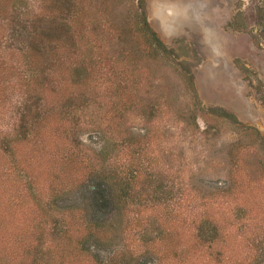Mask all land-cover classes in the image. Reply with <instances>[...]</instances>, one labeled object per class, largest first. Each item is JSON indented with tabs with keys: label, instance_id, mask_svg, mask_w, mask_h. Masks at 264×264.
Masks as SVG:
<instances>
[{
	"label": "rangeland",
	"instance_id": "rangeland-1",
	"mask_svg": "<svg viewBox=\"0 0 264 264\" xmlns=\"http://www.w3.org/2000/svg\"><path fill=\"white\" fill-rule=\"evenodd\" d=\"M39 1L42 9H35L33 17L42 18L43 22L36 25V31L30 29L34 36H45L42 28H47L48 35H59L67 44L68 36L76 34L69 31V16L63 9L72 4L80 18H90L84 25L85 35L94 43H89V50L108 60L104 62L98 55L96 64L89 67L90 59L83 52L86 48L80 47L79 51L76 47L68 55L64 52L59 63L45 68V84H54L52 76L62 72L64 87L71 85L66 94H71L74 102L87 112L76 133L81 143V161L75 171L65 174L55 168L54 144L49 146L47 138L32 145L37 144V149L43 151L33 157L25 172L35 183L43 205L55 215L52 221L34 217V204L24 196V182L17 179L11 168L7 169L9 158L0 151V264H30L33 256L23 257L24 252L37 246L36 251L44 256L48 248L57 249L62 232L69 226L74 241L84 240L88 247L100 252L101 258L107 260L114 251L132 248L135 261L143 260L140 264H153L152 251L163 254L159 236L169 234L166 242L176 245L177 255L161 263L191 264L182 260L189 261L185 256L191 248L194 250L192 231L201 214L211 213L217 223L230 221L236 225L234 203L240 202L242 208L247 197L253 201L264 199V178L259 176L264 174V144L263 140L252 141L230 124L218 125L217 134L204 138L206 125L202 119L189 120L192 93L172 69L182 75L183 68L188 70L202 108L222 109L234 115L241 125L264 130V0H57V4L56 0ZM135 12L146 19L150 30L174 56L170 65L147 55L138 62L134 60V51L120 42V32H133ZM47 18L49 22L51 19V29ZM73 68L80 69L81 81L71 80ZM86 75L89 79H85ZM115 90L123 91L132 100L121 118H116L119 126L109 129L108 122L115 115ZM36 106L34 111L43 118L46 110ZM6 118L0 120L1 125L8 123ZM9 130L5 126L3 132ZM94 134L100 136L99 144L93 143ZM114 141L118 142L115 148L111 145ZM235 150H240L241 162L249 161L253 175L250 178L247 169V173L243 171L235 177L239 200L218 195L209 200L206 192L213 187L233 183L227 156ZM96 151L103 152V157L95 169H104L114 182L123 176L131 177V172L138 170V179L128 190L131 198L125 204L118 202L109 214L97 212L89 192L95 184L86 157ZM149 175H154L155 181ZM59 180L65 185L58 186ZM19 199L26 200V208H18ZM52 201L56 203L50 208ZM54 209L69 213L64 218L55 214ZM90 224H100L107 232L102 233L103 237L88 235ZM249 225L253 223L250 221ZM40 228L44 229L45 239L39 244L34 237ZM247 237L229 242L235 246L227 252L246 244ZM219 242L215 249H209V256L201 264H227L225 253L215 254L216 250L224 252ZM255 252L244 251L240 264H257L252 256ZM36 254L35 264H44ZM219 260L221 263H217ZM92 261L82 256L72 264H94Z\"/></svg>",
	"mask_w": 264,
	"mask_h": 264
},
{
	"label": "trees",
	"instance_id": "trees-1",
	"mask_svg": "<svg viewBox=\"0 0 264 264\" xmlns=\"http://www.w3.org/2000/svg\"><path fill=\"white\" fill-rule=\"evenodd\" d=\"M35 1L39 3H35L34 0H0V120L6 116L7 120L9 118L7 124L4 123L1 125L3 120L0 122V151L4 152L9 158V163L6 165L7 169L11 168L17 176V179L24 182V196H26V198L29 197L32 204H34V217H39L41 221L46 219L52 221L55 215L50 214L48 209L43 205V201L37 191L35 183L25 172L30 166L33 157L35 158L43 151L42 149H37V144L35 146L32 145L36 142L39 144L42 142L43 138H47L48 143H50L49 146L54 144V154L57 159L54 164L55 168L57 170H62L65 174L75 171L74 168H76L81 161V143L77 140L76 133L77 129L83 126L81 119L83 115H87V112H85L83 108L81 109V106L77 104L76 100L74 102V98L71 94H66V90H70L71 85L64 87L65 83L63 82L62 72H58L55 77L48 73L52 76L54 84H45L44 80L47 79V74H45L47 69L46 66L50 64V69L52 63H59L62 60L64 52H67L65 55H68V51L70 53L76 47L79 51L80 49L82 50L80 47L86 48L83 52L88 55L90 59L89 67L96 64L95 60L100 54L91 52L92 49L90 48L91 50H89L88 48L90 42L94 45L92 40L89 42L90 37L85 35L87 29L84 25L86 24L87 26L90 18H80L78 11L72 4H66L65 9H63L64 13L69 16V31L76 34L75 36H68L66 39L67 44L59 35L56 36L52 33L48 35L47 32L50 30L47 28H42L45 36H34L32 32L36 31V25L43 22L42 18L33 17V15H35V9H39V11L42 9L41 2L39 0ZM57 3L58 1L56 0L55 4ZM56 9L57 8H54V10ZM134 20L133 32L124 29L123 33L120 32L119 34L120 36L118 38L124 45V48L133 50L135 53L134 60L138 62H141V60L144 59V55H147L150 56V58H154V61H159L164 65H170L174 60V56H172L170 50L167 49L159 38L150 30L146 19L142 15L137 14ZM51 23V19L50 22L48 19L47 26H49L50 29ZM47 26L44 25V27ZM100 56H102L104 62L108 60L105 55ZM130 56L133 57V54ZM172 70L180 74V77L185 80L184 85L186 89L192 93L191 98L193 99L191 102L189 120L194 122L198 118L202 119L206 125V130L203 132L204 138L217 134L219 130L218 125L224 127V125L230 124L233 128L236 126L240 128L243 135L247 138H251L252 141L263 140L264 144V138L261 137V134L256 129L241 125L231 113H227L222 109L202 108L196 100L192 77L188 73V70L183 68L184 75H182V72H178L175 69ZM71 74L72 81H81L80 69L73 68ZM88 77L89 75H86L85 79H89ZM258 91L259 89L256 90V93H259ZM114 98L115 115L110 119V122H108L109 129H115L119 126L116 118H121V115L127 111L132 100H130V96L121 90H115ZM7 103L8 105L5 107ZM40 105L43 106L47 112L43 118H40L38 112H35L36 110L34 111L35 106L38 108ZM86 105L84 107H86ZM107 113L109 114L110 112ZM208 120L216 122L217 126L208 123ZM229 120L232 122L230 123ZM89 125L91 126V124ZM5 126L10 128L7 133L3 132ZM93 137L95 139L93 143L99 144L101 141L100 136L94 134L91 138ZM111 145L115 148L118 146V142L114 141ZM136 146L139 148L138 144H136ZM102 153L103 152L96 151L93 152V156L86 157L88 165L91 166L92 180L95 184V186L89 187V192L97 212L109 214L113 211L114 207L117 206L118 202L125 204L127 200L131 198L128 195V190L134 186L135 181L138 179V170H133L131 172V177L123 176L119 182H114L113 179H109L111 178V176H109L110 174H105L104 169H95L100 161V157H103L101 155ZM239 154L240 150H235L233 154L227 156L228 162L231 163V168L229 170L230 181L232 180L233 183L230 184L228 181L227 184L225 183L226 187L216 189L213 187L211 192H206V198L211 200L218 195L229 200L232 196L235 199L238 197L235 184L237 180L235 177L247 169L250 170V178L251 173L253 175L252 166L249 164V161L241 162ZM243 160H247V157L243 158ZM262 163H264V160ZM135 166L141 167L140 165ZM245 173L247 172L245 171ZM259 176L260 178H264V174H260ZM153 178L154 175H149L150 180H154ZM256 178L252 179L254 180ZM68 182H70V180H68ZM248 182L251 184L253 183L251 180H248ZM58 183V186L65 185L60 180ZM116 191H118V194H116ZM248 192H251V190H248ZM20 193L23 194V192ZM254 196L256 195H253V198ZM247 199L248 201L242 202V208L240 202L239 205L234 203L235 209L237 210V215L234 217V221L237 223L236 225L232 224L230 221H225L222 224L217 223V218L211 213L205 212L201 214L200 219L195 222V228L192 231L194 250L191 248L185 256V259H189V261H182L184 263L191 262V264L194 261H196L197 264L205 262L203 259L205 256H209V249H215L214 246H217V243L220 241L219 243H222L224 246V252L223 250H216L215 254L218 256L225 253L228 260L227 264H236V261H238L237 264H240L241 260L239 261V258H241L242 253L246 250H256L252 255L253 259L257 261V264H261L262 257H264V199H258L256 201H253L250 197H247ZM236 200H239V198ZM17 203L19 209L26 208L25 199H19ZM55 203L56 201H52L50 208ZM7 206H9V204ZM54 212L55 214L59 213V215L64 218V215L69 213V211L59 212L55 209ZM242 213H244V215ZM250 221L253 223L254 227L249 225ZM89 226L92 229L89 230L88 235L103 237L101 236L102 233H104V231L107 232V230L104 229L105 227L100 224H90ZM247 229L248 232L246 233ZM70 231L71 229L69 226L62 232L61 243L57 245V249L52 250L48 248V251L45 252L43 256L40 250L36 251L38 247L34 246L32 250L24 252L23 257L25 255L27 257L33 256L30 264H35L37 262L36 252L40 255V262L43 261L44 264H66L65 261H67V264H72L75 258H81L82 256L90 257L94 264L143 263V260L135 261L136 257L134 256L135 254L132 248L131 251L128 249L114 251L112 256L107 260L105 258L103 259L100 257V252L97 249L92 250V248L86 245L84 240L79 243L74 241L72 235L73 231H71V233ZM241 236H248L245 240L247 243L240 247L237 246L232 253L231 251L227 252L232 250L235 246V244H229V242L233 243L239 240ZM168 237L169 234H161L159 236V247L163 248L161 251L163 254L159 256L152 251L151 254L153 253L155 257L153 258V264H163L161 262L169 260L170 258H176L177 253L174 249L177 247L175 244L166 242V238ZM34 239L37 240L39 244L42 242V239H45L43 228H40L39 233ZM181 246L182 245H178L179 248H181ZM258 251L259 255H257ZM233 260L236 261L233 262ZM217 263H221V261L219 260Z\"/></svg>",
	"mask_w": 264,
	"mask_h": 264
},
{
	"label": "water",
	"instance_id": "water-1",
	"mask_svg": "<svg viewBox=\"0 0 264 264\" xmlns=\"http://www.w3.org/2000/svg\"><path fill=\"white\" fill-rule=\"evenodd\" d=\"M259 133L261 132L264 136V130L262 128H258Z\"/></svg>",
	"mask_w": 264,
	"mask_h": 264
},
{
	"label": "flooded vegetation",
	"instance_id": "flooded-vegetation-1",
	"mask_svg": "<svg viewBox=\"0 0 264 264\" xmlns=\"http://www.w3.org/2000/svg\"><path fill=\"white\" fill-rule=\"evenodd\" d=\"M171 15H173L174 14V11H171V13H170Z\"/></svg>",
	"mask_w": 264,
	"mask_h": 264
}]
</instances>
